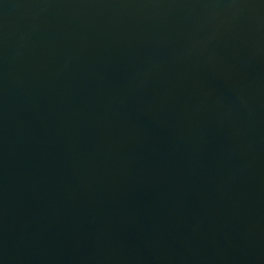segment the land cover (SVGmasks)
<instances>
[{
	"label": "water",
	"instance_id": "water-1",
	"mask_svg": "<svg viewBox=\"0 0 264 264\" xmlns=\"http://www.w3.org/2000/svg\"><path fill=\"white\" fill-rule=\"evenodd\" d=\"M0 264H264V0H0Z\"/></svg>",
	"mask_w": 264,
	"mask_h": 264
}]
</instances>
